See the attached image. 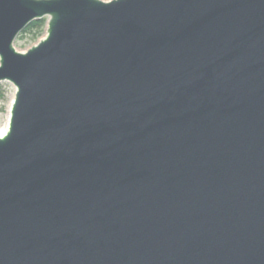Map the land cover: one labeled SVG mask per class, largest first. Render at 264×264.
Returning a JSON list of instances; mask_svg holds the SVG:
<instances>
[{"label":"water","instance_id":"95a60500","mask_svg":"<svg viewBox=\"0 0 264 264\" xmlns=\"http://www.w3.org/2000/svg\"><path fill=\"white\" fill-rule=\"evenodd\" d=\"M1 82L0 264H264V0H0Z\"/></svg>","mask_w":264,"mask_h":264},{"label":"rangeland","instance_id":"374dc122","mask_svg":"<svg viewBox=\"0 0 264 264\" xmlns=\"http://www.w3.org/2000/svg\"><path fill=\"white\" fill-rule=\"evenodd\" d=\"M107 1V0H104ZM45 35V30L42 35L36 40L32 41L29 37H25L19 39L18 37L13 43L14 48L18 52H25L27 49L35 45L39 40H41ZM0 89L3 91L4 96L0 98V135H2L8 126L9 121V110L11 106V102L14 98L15 89L14 87L8 82H1Z\"/></svg>","mask_w":264,"mask_h":264},{"label":"trees","instance_id":"16d2710c","mask_svg":"<svg viewBox=\"0 0 264 264\" xmlns=\"http://www.w3.org/2000/svg\"><path fill=\"white\" fill-rule=\"evenodd\" d=\"M46 28V19H40L31 22L18 36L19 39L29 37L30 40L36 41L44 32ZM4 96L3 91L0 89V98Z\"/></svg>","mask_w":264,"mask_h":264},{"label":"bare ground","instance_id":"6f19581e","mask_svg":"<svg viewBox=\"0 0 264 264\" xmlns=\"http://www.w3.org/2000/svg\"><path fill=\"white\" fill-rule=\"evenodd\" d=\"M3 135V134H2ZM1 136V135H0Z\"/></svg>","mask_w":264,"mask_h":264}]
</instances>
